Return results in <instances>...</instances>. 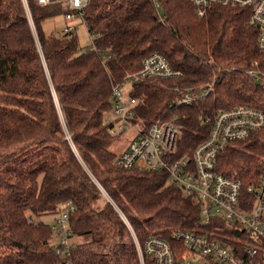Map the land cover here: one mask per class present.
<instances>
[{"label": "trees", "instance_id": "obj_1", "mask_svg": "<svg viewBox=\"0 0 264 264\" xmlns=\"http://www.w3.org/2000/svg\"><path fill=\"white\" fill-rule=\"evenodd\" d=\"M70 11L62 3L0 0V264L62 263L50 224L39 218L67 201L75 205L74 234L90 237L74 247L75 264H139L133 240L124 241L131 235L123 213L142 240L201 227L199 204L167 171L117 163L122 134L105 124L113 86L151 53L183 73L134 88L141 119L177 116L175 158L194 155L210 132L206 117L237 106L264 112V87L246 73L264 71L249 8L214 4L201 16L192 0H91L83 13L89 46L80 44L78 25L60 35L44 31L45 20ZM213 81L206 97L169 107L186 88ZM217 165L244 185L253 181L264 168V126L229 142Z\"/></svg>", "mask_w": 264, "mask_h": 264}, {"label": "built area", "instance_id": "obj_2", "mask_svg": "<svg viewBox=\"0 0 264 264\" xmlns=\"http://www.w3.org/2000/svg\"><path fill=\"white\" fill-rule=\"evenodd\" d=\"M91 0H37L41 5L67 4L65 31L84 22V9ZM199 15H205L214 4L239 5L250 9L248 22L259 30L257 45L264 51V0H192ZM257 66V62L254 63ZM237 70L239 67H234ZM264 87V72L258 67L246 71ZM167 57L154 52L148 55L140 70L129 73L113 86L112 109L105 117L111 133L121 135L133 131L129 145L116 157L126 168L165 170L171 182L181 187L201 209V227L177 229L171 237L151 233L140 242L135 236L139 264H264V168L253 181L244 185L236 176L217 169V156L233 140L248 137L264 126V112L252 106H237L220 112L211 123L206 139L197 145L191 157H177L180 128L177 116L159 117L152 123L138 115L135 84L153 78L174 79L182 76ZM215 82L186 88L169 103L172 109L189 105L206 97ZM128 85L129 87H127ZM171 109V110H172ZM75 209L71 201L55 213L50 227L52 244L63 261L75 264L73 250L78 239L70 224ZM129 227L130 222L124 214ZM33 221L32 219H30ZM215 226L209 228L208 226ZM217 224V225H216ZM215 228L220 231L216 232Z\"/></svg>", "mask_w": 264, "mask_h": 264}, {"label": "rangeland", "instance_id": "obj_3", "mask_svg": "<svg viewBox=\"0 0 264 264\" xmlns=\"http://www.w3.org/2000/svg\"><path fill=\"white\" fill-rule=\"evenodd\" d=\"M66 22H67V19H66V17H65L64 14H60V15H56V16H53L51 18H48L47 20H45V22L43 24L44 31L47 34L54 33L56 35H60L63 32V30H64V28L66 26ZM75 23L78 24V26H77V32H78V40H79L80 44L82 46H89L91 44V40H90V37H89V33H88V30H87L86 24L83 23V22H81V21H76ZM260 69L261 68H258V70H260ZM261 70L263 71V69H261ZM205 84H207V83H205ZM126 86L129 87L128 85H126ZM109 115H111V113H109ZM133 133H134L133 131H128V132L122 134V136H120L118 138L117 142L115 143V148H116V150H117L118 153L124 151V149L129 145ZM104 197L112 201L111 197L109 196V194L105 190H104ZM104 197H103V200L105 199ZM62 208H64V206ZM118 210L120 211L119 208H118ZM120 213H121V211H120ZM55 215H56L55 213L45 214V215H42L39 219L40 220H44L48 224H51V222L54 219ZM128 221H129V219H128ZM126 223H127V221H126ZM127 226L129 228L131 237H130V239H128L127 237H125L124 238V241L125 242H128V240L129 241L130 240H133V243L135 244V236H134V233L132 231V229L134 230V228H133L132 224H131V227H129V225H127ZM134 232H135L136 236L138 237L139 241L140 242H143L144 239L142 240L138 236V234L136 233L135 230H134ZM77 239H78V241L80 243L85 244L86 242H88L90 240V237H89V235H80V236H77Z\"/></svg>", "mask_w": 264, "mask_h": 264}]
</instances>
